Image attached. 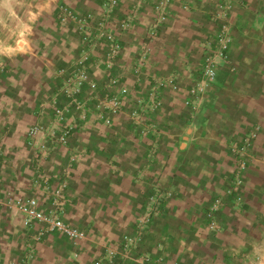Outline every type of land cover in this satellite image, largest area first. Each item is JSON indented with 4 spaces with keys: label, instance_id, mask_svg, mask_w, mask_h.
Returning <instances> with one entry per match:
<instances>
[{
    "label": "crops",
    "instance_id": "1",
    "mask_svg": "<svg viewBox=\"0 0 264 264\" xmlns=\"http://www.w3.org/2000/svg\"><path fill=\"white\" fill-rule=\"evenodd\" d=\"M159 1L120 0L110 24L123 51L109 68L105 38L99 35L90 49L75 25L60 27L55 19L58 6L67 4L80 14L93 13L97 21L98 0H0V137L5 150L21 151L18 142L27 139L26 126L46 124L56 107L72 105L62 90L83 70L103 95L110 73L120 77L133 102L148 97L153 81L176 77L175 84H165L163 110L152 118L159 133L145 139L137 137L123 113L105 127L93 115L87 123L79 120L80 112L70 106L67 123L74 120L70 115L78 121L71 125L69 145L40 161L43 175L53 179L66 169L67 221L93 230L100 244L119 241L133 231L138 216L153 208L156 214L140 248L150 256L149 264H264V0L233 1L235 70H220L198 111L186 105V87L192 82L190 71L201 63L200 42L215 32L210 16L217 6L211 0L172 1L168 21L152 35ZM128 18L130 28L122 30ZM85 52L91 53L81 63ZM89 94L86 88L83 99ZM257 128L243 203L236 210L225 196L235 171L232 146ZM152 151L156 154L148 158ZM36 163L33 150L25 167ZM158 188L170 196L154 207L150 198ZM220 196L227 203L218 216L222 232L211 234L206 211ZM54 240L46 237L40 254L49 253V264H63L66 256ZM91 248L84 246V251Z\"/></svg>",
    "mask_w": 264,
    "mask_h": 264
},
{
    "label": "built area",
    "instance_id": "2",
    "mask_svg": "<svg viewBox=\"0 0 264 264\" xmlns=\"http://www.w3.org/2000/svg\"><path fill=\"white\" fill-rule=\"evenodd\" d=\"M217 6V10L210 16L215 32L209 35L201 44L202 50V67L201 79L195 81L189 90L190 100L186 105L196 109V103L205 96L207 90L218 83L219 70L222 67L227 68L229 72H234L235 68L231 64V48L233 43V27L234 24L230 17V11L233 7L234 0H211ZM170 0H164L155 7L157 15L155 23L150 28V33L155 34L161 26L168 21L167 8ZM119 5V0H102L104 10L103 20L100 24L101 38L109 44L108 67L110 68L113 61L120 57L123 48L115 34L110 30L109 23L113 11ZM58 20L62 26L75 23L82 35L83 42L90 48L96 45L98 41H94L90 29L91 17L79 18L69 7H62L58 13ZM131 19L128 18L121 22L122 30L130 28ZM99 40V38L97 39ZM91 52H85L81 58V63H85ZM143 61V60H142ZM141 64L137 68H141ZM177 78L171 80H155L152 82L150 92L147 99H139L136 101L135 108L130 112L128 117L133 124V128L139 137L144 138L151 132H157L155 126L147 123V115L162 110L163 100L162 91L166 83L175 84ZM120 77L110 73L108 85L103 89L106 95L101 94L97 85L92 82L88 74L83 70L78 75L68 79L63 87L66 97L73 100L72 108H77L80 112L79 120L87 123L90 115H93L96 121L101 122L106 127L114 125V117L120 115L124 107V98L127 91L122 89L119 93L108 95L116 87L120 86ZM84 88L90 90L91 94L83 99ZM55 103V100H53ZM70 112V108L61 109L56 107L51 116V120L47 126L34 125L27 133V145L35 149L36 166L40 167V161L46 159L52 150L58 147H67L69 144V136L72 130L71 125L66 124V113ZM260 129L257 128L247 134L240 144L232 146V153L235 156V171L233 177L229 180L225 196L233 200L234 209L239 210L242 205L243 191L245 189L246 172L249 168V150L254 142L258 139ZM40 171V169H39ZM38 172L35 179V187H43L49 190V183L46 178ZM66 180L60 187L52 192V206L48 211H42L37 199L29 198L27 200L11 201L9 209L17 211L23 218V223L27 228H33L36 224L44 226L47 232H57L66 235L74 240L81 239L76 229L69 227L63 221L64 209L68 200ZM162 199H155L153 204L161 205ZM227 203L223 196L217 197L206 212V220L208 230L213 233L222 231L218 220L219 214L224 210ZM151 214V213H150ZM151 216L140 224V231L136 237H125L123 248L129 250L130 247L136 245L137 240L142 239V233L148 226ZM147 225V226H146ZM148 259V258H147ZM149 261V259H148ZM94 264H106L103 260H98Z\"/></svg>",
    "mask_w": 264,
    "mask_h": 264
},
{
    "label": "rangeland",
    "instance_id": "3",
    "mask_svg": "<svg viewBox=\"0 0 264 264\" xmlns=\"http://www.w3.org/2000/svg\"><path fill=\"white\" fill-rule=\"evenodd\" d=\"M161 1H164V0H160L159 3ZM172 1L175 2L176 0H170V3ZM98 3L100 4V7H101V17L97 21H96L95 15L93 13L88 12L85 14H80L76 10V8H74L70 5H67V4L58 6V8L56 9L57 11L55 13V19H56V21L60 27H68L70 25H75L76 29L78 30V32L80 34V38L82 40V35L80 33V30L75 23H70L66 26H62L60 24V22L58 20L59 10L62 7H69L73 11V13L76 16H78L79 18L91 17L92 21L90 23V29L92 32V36L94 38L93 40L96 42V41H98L97 37H99V35L101 34L100 24H101V22L103 20V16H104L103 15L104 10H103V6H102V0H98ZM119 4H120V0H119ZM118 7H119V5L117 6V8ZM185 9L191 10L192 8H190L189 6H185ZM115 10L113 11V13L115 12ZM94 22H96L95 28H94V24H93ZM154 23L155 22L151 23V25H153ZM109 28H110V30H112V32H114L110 23H109ZM204 40L205 39H203L199 44L200 49H201V44L204 42ZM200 52H201V61H200L201 63H200V65H198L194 69L195 71H192V70L190 71V74L191 73L192 74L190 75L189 78L192 82H191V85H188L186 87V90L188 92V96H189V90H190L191 86L193 85V83L195 81H198L201 79V67H202L203 56H202V50H200ZM231 62H232V60H231ZM223 68H225V67L220 68V70ZM1 70H2V65L0 66V71ZM220 70H219V72H220ZM228 73L230 74L233 72H228ZM171 79L172 78H168L167 81L171 80ZM214 86H211L207 90V92L205 93V96L202 99H200L199 102L196 103L197 108L194 109V111H198L200 108L203 107L204 102L208 101L210 95L213 92ZM122 89H125L127 91V95L124 98V107H123L122 113L125 115V117H126L125 120L127 121V123L130 124L131 126H133L130 118L128 117L130 112L135 108V104H136V102L130 101L131 98L130 99L128 98V97H130L131 89L128 87L127 88L122 87V85H121V86L116 87L112 92L108 93V95L117 94ZM84 90H86V88H84ZM88 93L91 94L90 90H88ZM52 104L55 105L56 103H52ZM70 106H68L67 108H70ZM163 107H164V103H163ZM67 108L64 105L61 107V109H67ZM162 110H163V108H162ZM161 111L147 115V123L154 125L155 129L157 130L158 133H159L158 126H157L156 122L152 120V118L154 115L159 114ZM53 112H54V110L52 111V113ZM66 114H70V112L66 113ZM70 117L74 118V120L70 124L67 123L68 116L65 117L66 124L68 126L72 125L74 121H78V119L75 118V116L70 115ZM50 120H51V118H49V121H47L46 124H37V123L35 124V123H33V124H29L28 126H26L27 127L26 138H27V133L32 126H34V125L47 126L49 124ZM93 120L96 123L105 126L101 122L96 121L95 118ZM149 134L147 136H145L144 138H141V137H139V134L136 133V135H137V137H139V139H145L146 137L149 136ZM18 143L22 144L21 145V149H22L21 151H18L15 153L14 152H8L5 150V144L3 143V140L0 137V207H1L0 208V264H39L40 260H42V261L46 260L49 253L47 252V254H46V252H43L42 254H40L41 251H39V249H40L41 245L44 244L43 240L48 236H52L55 239L54 240L55 245L57 242L59 244L58 247L61 245V248L59 247V249H61V251H63L64 256H66L65 261L62 262L63 264H67V262H68V264L69 263L74 264L75 262L77 264H94L98 260H103L106 264H128L130 262H135V263L141 262L142 264H146V263L149 264L151 262L150 256L148 254H143L142 251H140L141 250L140 248H141V245H143V243H144V237L146 235L147 230L150 227L152 217H154V215L156 214V211L152 210L153 208H151L150 211H147L148 212L147 214H145L143 216H141V215L138 216L135 223H134L133 231L130 233L123 234L121 239L117 242H114V243L100 244L101 242H99V239L97 238L98 236L93 230L79 229V228L75 227L70 221H67V207H69V203H70L69 199H68L69 201L67 202L66 207L64 209L65 211L63 214V221L69 227L76 229L78 231V233L80 234L81 239L74 240V239H72L66 235H63V234H60L57 232H47L44 229V226L40 225V224H36L34 226V228H27L23 223V218L21 217V215L17 211H14V210H11L8 208V206L11 204L10 202L11 201L13 202L14 200L15 201H17V200L23 201V200H27L29 198H34V199L38 200L39 205H40V209L42 211H48L51 209V206H52V197H51L52 192L56 191L65 180L67 182V176L65 175L66 174V169H65L62 172H60L59 175L55 176L53 179L52 178L49 179L46 175H43V171H42L41 166L38 167L34 164L30 168L25 167L26 159L29 157L31 151H33V150L35 151V149L32 147H29L27 145V141H26L25 137H24V142L21 141ZM240 143H238V144H240ZM155 154H156L155 151L148 152V158H149V156H150V158H153ZM10 155L13 157L10 158ZM39 169H40V171H39ZM64 171H65V173H64ZM38 172L41 173L40 174L41 176H43L44 178L47 177L50 180L49 190H45L43 187H41V188L35 187L34 181L37 177ZM6 176L8 177L7 180H5ZM9 181H11V182H9ZM53 181H55V182H53ZM39 193H42V195H40ZM169 196H170V194H168V193L166 194V193L162 192L160 190V188H158V189H156L155 195L150 198V203L154 207H158V206L161 207L162 204L161 205L153 204V202H155V199L156 198H158L160 200L162 199L161 203H163L167 199V197H169ZM48 201H50L49 206H47ZM147 216H151V220H150L148 226L146 225L147 227L145 228L144 232L142 233V239L139 241L137 240L136 245H134L133 247H130L129 250H125L123 248L124 247L123 243H124L125 237L128 236V237L135 238L137 233L140 231V228H139L140 224H142L145 221V219H147ZM97 221L98 220H96V222ZM3 224L10 225V229L3 230L4 229ZM220 226H221V224H220ZM221 229H222V227H221ZM211 234H213V233H211ZM216 234H219V233H216ZM75 246H77V248H78V246H79V248L81 247L82 250H80V251L77 250V252H76ZM84 246L85 247H87V246L92 247L91 248L92 252L89 251L88 253H86L84 251ZM72 247H74V248H72ZM98 250H99V252L97 253ZM39 255H41V256H39ZM60 255H62V254H60ZM147 258L149 259L150 262L148 261ZM46 263L49 264L47 260H46Z\"/></svg>",
    "mask_w": 264,
    "mask_h": 264
}]
</instances>
